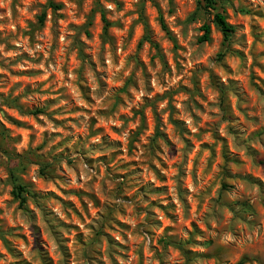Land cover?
<instances>
[{
	"label": "clouds",
	"instance_id": "obj_1",
	"mask_svg": "<svg viewBox=\"0 0 264 264\" xmlns=\"http://www.w3.org/2000/svg\"><path fill=\"white\" fill-rule=\"evenodd\" d=\"M0 264H264V0H0Z\"/></svg>",
	"mask_w": 264,
	"mask_h": 264
}]
</instances>
